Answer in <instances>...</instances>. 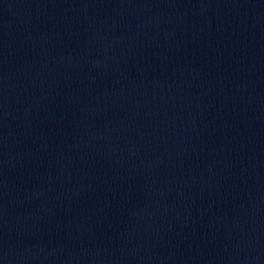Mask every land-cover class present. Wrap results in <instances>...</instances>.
Returning a JSON list of instances; mask_svg holds the SVG:
<instances>
[{
  "label": "water",
  "instance_id": "obj_1",
  "mask_svg": "<svg viewBox=\"0 0 264 264\" xmlns=\"http://www.w3.org/2000/svg\"><path fill=\"white\" fill-rule=\"evenodd\" d=\"M0 264H264V0H0Z\"/></svg>",
  "mask_w": 264,
  "mask_h": 264
}]
</instances>
